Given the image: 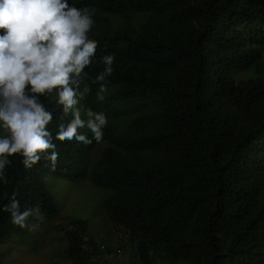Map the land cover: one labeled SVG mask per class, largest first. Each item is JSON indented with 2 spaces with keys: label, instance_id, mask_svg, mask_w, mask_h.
Instances as JSON below:
<instances>
[{
  "label": "trees",
  "instance_id": "1",
  "mask_svg": "<svg viewBox=\"0 0 264 264\" xmlns=\"http://www.w3.org/2000/svg\"><path fill=\"white\" fill-rule=\"evenodd\" d=\"M69 2L95 8L99 44L80 85L91 91L78 107L106 113L104 141L57 140L55 167L10 157L0 209L15 198L34 209L29 226L52 222L59 210L45 177L89 179L104 189L99 204L119 243L106 253L130 248L140 264H264V0ZM105 54L115 62L101 101ZM42 100L54 137L71 114L55 93ZM54 228L67 264L100 263L87 220ZM28 229L0 211V251L29 240Z\"/></svg>",
  "mask_w": 264,
  "mask_h": 264
},
{
  "label": "clouds",
  "instance_id": "2",
  "mask_svg": "<svg viewBox=\"0 0 264 264\" xmlns=\"http://www.w3.org/2000/svg\"><path fill=\"white\" fill-rule=\"evenodd\" d=\"M94 13V7H77L69 0H0V184L8 183L10 157L19 155L25 169L42 159L55 167L61 155L57 140L84 145L104 141L106 113L78 107L91 91L80 85L99 44L90 38ZM99 59L104 68L95 82H100L97 99L102 101L115 55ZM52 93L63 116L71 114V119L61 118L54 137L49 127L54 114L42 100ZM0 211L10 212L12 223L20 227L38 226L26 223L34 209H22L15 198Z\"/></svg>",
  "mask_w": 264,
  "mask_h": 264
},
{
  "label": "rangeland",
  "instance_id": "3",
  "mask_svg": "<svg viewBox=\"0 0 264 264\" xmlns=\"http://www.w3.org/2000/svg\"><path fill=\"white\" fill-rule=\"evenodd\" d=\"M92 155L96 157L94 153ZM45 181L58 205L57 218L52 222L40 219L39 224L34 223L38 226L35 230L28 229L29 240L21 245L14 246L12 241L3 244L0 264H67L62 236L54 226L65 223L70 216L87 220L93 234L103 244L101 250L104 253L99 264H140L130 248H122V253L105 251L107 247H118L119 243L99 204L103 188L96 187L89 179L72 183L47 176ZM44 226L47 229L44 230ZM113 250L116 251L114 248Z\"/></svg>",
  "mask_w": 264,
  "mask_h": 264
}]
</instances>
